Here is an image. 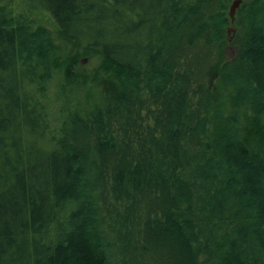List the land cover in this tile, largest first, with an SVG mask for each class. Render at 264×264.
Here are the masks:
<instances>
[{
	"label": "trees",
	"instance_id": "1",
	"mask_svg": "<svg viewBox=\"0 0 264 264\" xmlns=\"http://www.w3.org/2000/svg\"><path fill=\"white\" fill-rule=\"evenodd\" d=\"M24 1L78 51L0 4V264H264V0L238 9L231 57L230 0ZM198 39L215 88L182 66ZM85 53L117 81L89 107Z\"/></svg>",
	"mask_w": 264,
	"mask_h": 264
},
{
	"label": "rangeland",
	"instance_id": "2",
	"mask_svg": "<svg viewBox=\"0 0 264 264\" xmlns=\"http://www.w3.org/2000/svg\"><path fill=\"white\" fill-rule=\"evenodd\" d=\"M234 0H230V5L228 8V14H230L231 5ZM244 0L241 2L243 3ZM242 3L239 5L236 11L235 21L232 22V16L230 14V22L228 23V36L232 40L227 44V55L228 57L233 56L238 50V45L234 41L235 35L240 31L241 26L238 24L240 14L238 9L241 7ZM1 6H6L7 9L14 14H21L27 16L33 26L43 25L52 34L54 42L58 45L59 53H67L69 51H78V49L67 41L65 38L60 36L58 33V25L50 13L39 9H33L24 0H0ZM214 9V6H210ZM233 27L230 34L229 29ZM181 41H185L182 39ZM186 42V41H185ZM187 44V45H186ZM182 44L180 42L179 50L182 52L180 57L182 66L185 69L193 71L195 84H204L208 88H215L218 84V69L217 60L220 52L218 44H207L204 39H198L195 44ZM101 61L100 56H92L90 54H81L80 64H79V78L81 79L80 85L78 86V91L71 95V101L80 103L85 107L92 106L95 103L100 102L102 98L107 97L108 93L112 94L116 92V77L107 74L99 70L97 64ZM63 82L62 72L56 71L51 83L48 87V92L43 95L42 99L47 102L48 111L54 117L55 123L62 125V113H60L61 105L63 99L60 96V87ZM217 84V85H216Z\"/></svg>",
	"mask_w": 264,
	"mask_h": 264
},
{
	"label": "water",
	"instance_id": "3",
	"mask_svg": "<svg viewBox=\"0 0 264 264\" xmlns=\"http://www.w3.org/2000/svg\"><path fill=\"white\" fill-rule=\"evenodd\" d=\"M241 1H242V0H234V1L232 2L233 4L231 5V10H230V14H231V16H232V22L235 21V18H236V11H237V8L239 7V5L242 3ZM232 28H233V27H230V29H229V34H230ZM231 40H232V37L230 38V41H231Z\"/></svg>",
	"mask_w": 264,
	"mask_h": 264
}]
</instances>
